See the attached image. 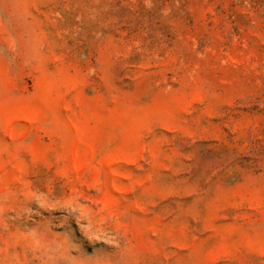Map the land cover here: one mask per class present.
Here are the masks:
<instances>
[{"label": "rangeland", "instance_id": "rangeland-1", "mask_svg": "<svg viewBox=\"0 0 264 264\" xmlns=\"http://www.w3.org/2000/svg\"><path fill=\"white\" fill-rule=\"evenodd\" d=\"M0 264H264V0H0Z\"/></svg>", "mask_w": 264, "mask_h": 264}]
</instances>
